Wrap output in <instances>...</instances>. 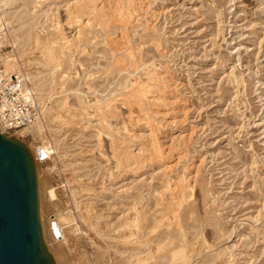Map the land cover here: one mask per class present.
<instances>
[{
  "label": "rangeland",
  "instance_id": "1",
  "mask_svg": "<svg viewBox=\"0 0 264 264\" xmlns=\"http://www.w3.org/2000/svg\"><path fill=\"white\" fill-rule=\"evenodd\" d=\"M76 1L0 2L6 69L37 74L48 97L44 128L14 139L34 157L54 263L158 264L180 249L170 264H264V0H133L125 19L126 0H97L102 13L73 23ZM133 83L148 87L142 107Z\"/></svg>",
  "mask_w": 264,
  "mask_h": 264
},
{
  "label": "water",
  "instance_id": "2",
  "mask_svg": "<svg viewBox=\"0 0 264 264\" xmlns=\"http://www.w3.org/2000/svg\"><path fill=\"white\" fill-rule=\"evenodd\" d=\"M0 264H55L42 239L34 157L1 132Z\"/></svg>",
  "mask_w": 264,
  "mask_h": 264
},
{
  "label": "bare ground",
  "instance_id": "3",
  "mask_svg": "<svg viewBox=\"0 0 264 264\" xmlns=\"http://www.w3.org/2000/svg\"><path fill=\"white\" fill-rule=\"evenodd\" d=\"M14 0H0V2L2 3V6L4 7V5L5 6H8V5H10L12 2H13ZM117 1V0H116ZM103 2H105V1H103ZM126 5L124 6L125 7V13H124V19L126 18V17H129L134 11H135V5H134V2H133V0H126ZM110 4V3H109ZM102 5V4H101ZM70 7L71 8H69V15H70V18H71V20H72V22L74 23H80V16L82 15V14H84V13H86L85 11H88V12H93V13H96L97 15H98V12H99V10H103V8L101 9L100 7L101 6H99V8H98V5H97V0H78V1H76V3L74 4V6L72 7L71 5H70ZM4 9V8H3ZM3 9H1L0 10V24H2L3 26H4V24H7L8 22L7 21H5L4 19H3V17L5 16V14L3 13L4 12V10ZM116 10H117V14H119L120 12H121V8H120V5L118 4V6H117V8H116ZM104 11V10H103ZM99 13H102V11L101 12H99ZM101 15V14H100ZM105 15H107V14H105ZM100 17V16H99ZM115 17V16H114ZM89 18V17H88ZM105 18H107V17H105ZM123 18H121L120 20H122ZM99 19V18H98ZM82 20V19H81ZM127 20V19H126ZM87 21V20H86ZM70 22V21H69ZM124 22H126V21H124ZM85 23V22H84ZM121 23V22H120ZM78 25V24H77ZM89 25V24H88ZM2 30V29H1ZM124 30V29H123ZM111 36V35H110ZM19 40H20V36H18V35H13V38H12V46H18L19 45ZM114 41V40H113ZM116 44V43H115ZM123 45V44H122ZM65 48V47H64ZM122 49V48H121ZM48 53V59L47 60H50V61H52V57H51V53H50V51H48L47 52ZM132 55V54H131ZM47 56V55H46ZM115 58V57H114ZM133 58V57H132ZM118 60V59H117ZM121 60V59H120ZM124 60V59H123ZM115 61H116V59H115ZM130 62V61H129ZM115 63V62H114ZM117 63V62H116ZM116 65V64H115ZM119 66V65H118ZM118 66H117V69H118ZM55 67V66H54ZM121 67V66H120ZM6 68V67H5ZM115 68V67H114ZM122 69V68H121ZM139 69V68H138ZM7 70V69H6ZM115 70V69H114ZM8 71V70H7ZM124 71V70H123ZM112 72V71H111ZM147 72V71H146ZM148 72H150V71H148ZM121 73V72H120ZM151 73V72H150ZM147 74V73H146ZM153 73H151V75H150V80L152 81L153 79H154V77L155 76H153L152 75ZM37 75V74H36ZM36 75L34 74H28V73H26V74H24L23 76H22V74H21V76L23 77V79L25 80V85L26 84H29L30 85V87L29 86H26V89H27V91L31 94V97H32V100L34 101V104H35V102L36 101H38V103L39 104H41V110H44L45 108H46V106L44 105V100H46V99H48V97H46V96H44V94L42 93V86L40 85V83L36 80ZM149 75V74H148ZM130 77V76H129ZM137 79H138V77H137ZM126 80V79H125ZM134 80V79H133ZM140 80V79H139ZM148 80V79H147ZM155 80V79H154ZM137 80H135V82H136ZM126 82V81H125ZM147 82V81H146ZM146 82H145V84H146ZM148 83H149V80H148ZM148 83L146 84V85H148ZM144 84V83H143ZM123 85V84H122ZM151 85V84H150ZM157 86V85H156ZM123 87V86H122ZM129 87V86H128ZM147 87V86H146ZM152 87V86H151ZM121 89V88H120ZM129 89H131L130 91H128L129 93H131V95H132V97H133V99L135 100L134 102H136V104L138 105V106H141L140 105V102L142 101V100H144V99H149V98H147V93H148V87H147V89L146 88H143L140 84H137V83H133L132 85H131V88H129ZM124 92V91H123ZM127 92V91H126ZM149 94V93H148ZM48 95V94H47ZM150 95V94H149ZM148 95V96H149ZM124 96V95H123ZM129 97V96H128ZM150 97V96H149ZM124 98V97H123ZM96 100H98V99H96ZM159 100V99H158ZM109 101V100H108ZM129 100H127V102H128ZM94 102V101H93ZM99 102V101H98ZM110 102V101H109ZM132 102V101H131ZM143 102V101H142ZM101 103H102V101H101ZM129 103V102H128ZM133 103V102H132ZM97 104V103H96ZM95 104V105H96ZM100 104V103H99ZM124 104V103H123ZM109 105H110V103H109ZM108 105V106H109ZM107 106V107H108ZM111 107V106H110ZM142 107V106H141ZM96 108V107H95ZM105 108H106V106H105ZM138 109H139V107H138ZM142 109H140V111H141ZM130 111H131V109H130ZM104 111H102V113H103ZM108 112V111H107ZM110 112V111H109ZM143 112V111H142ZM131 115V114H130ZM104 117V116H103ZM131 119V118H130ZM138 121V120H137ZM143 121V120H142ZM153 123V122H152ZM151 123V124H152ZM32 129V130H35V131H41L43 128H44V126H43V124H42V122H40V121H35L33 124H31V125H29V126H26V127H23V128H20L19 130H17V132L18 133H21V132H23L24 130H27V129ZM149 128V127H148ZM151 129H152V126H151ZM151 129H150V131H151ZM153 130V129H152ZM155 130V129H154ZM155 133V132H154ZM154 133H151L152 134V137H154L153 136V134ZM151 134L149 135L148 134V136H149V138H151L150 136H151ZM157 135V134H156ZM117 140V139H116ZM148 141H150V143H149V149H150V151H151V153L153 154V155H158V153H160V147L161 146H159V144L154 140V138H153V140H148ZM111 144V143H110ZM112 147V146H111ZM114 149V148H113ZM130 152V151H129ZM125 156V155H124ZM127 156V155H126ZM125 159V158H124ZM127 161V160H126ZM167 167V166H166ZM164 169V168H163ZM170 169V168H169ZM165 170V169H164ZM167 170V169H166ZM170 184V183H169ZM168 185V184H167ZM184 185V184H183ZM179 186V185H178ZM182 186V185H181ZM186 187V186H185ZM167 188V187H166ZM176 188V187H175ZM181 188V187H180ZM184 188V187H183ZM182 188V189H183ZM167 189H170L169 188V186H168V188ZM166 189V190H167ZM172 189H173V187H172ZM171 190V189H170ZM175 190V189H174ZM179 190H181V189H179ZM179 190L178 191H176L175 190V192L177 193V192H179ZM167 191H169V190H167ZM173 191V190H172ZM171 191V192H172ZM170 193V192H169ZM177 194H179V193H177ZM176 194V195H177ZM172 196V195H171ZM180 198H181V196H180ZM180 198H177L176 200H178L177 202H179V199ZM184 198V197H183ZM171 199V198H170ZM169 199V200H170ZM165 200V199H164ZM175 200V201H176ZM186 201V200H185ZM168 202V201H167ZM181 202V201H180ZM169 203V202H168ZM174 203V202H173ZM173 203H170V204H172V205H168V208L170 207V209H171V206H173ZM75 204V203H74ZM162 206H163V204H162ZM166 206H167V204H166ZM174 207V206H173ZM167 208V209H168ZM180 208V207H179ZM178 208V209H179ZM169 209V210H170ZM165 210H166V207H165ZM173 210V209H172ZM175 210V209H174ZM176 211V210H175ZM162 212H164V211H162ZM167 212H168V210H167ZM171 212V211H170ZM177 212V211H176ZM175 212V213H176ZM159 213H161V211L159 210ZM165 213V212H164ZM164 213H162L161 215L163 216V214ZM174 213V212H173ZM171 215H172V212H171ZM59 216V220H65V216H63V215H58ZM169 217V216H168ZM167 217V215L165 214V218H168ZM172 217H174V216H172ZM162 218V217H161ZM164 218V217H163ZM178 218V217H177ZM177 218H175V221H173V222H176V219ZM172 219V218H171ZM170 220V219H169ZM173 220H174V218H173ZM70 220H67V221H65V223L67 224L68 222H69ZM179 222H177V223H175V225L176 224H178ZM174 224V223H173ZM174 225V226H175ZM173 226V227H174ZM176 226H178V225H176ZM176 226H175V228H176ZM180 226V225H179ZM63 226L59 223L58 224V227H57V231H58V233L60 234V235H63ZM153 228V227H152ZM151 228V229H152ZM156 228V227H155ZM182 228V227H181ZM154 229V228H153ZM179 229V228H178ZM177 229V230H178ZM50 232H51V230H50ZM142 232V231H141ZM177 232H182V231H177ZM179 233H178V235H179ZM51 236L53 237V235H52V233H51ZM182 237V236H181ZM184 237V236H183ZM53 239H54V237H53ZM183 242H184V240H183ZM169 243V242H168ZM172 243V242H171ZM179 243H180V241H179ZM188 246V245H187ZM179 248H182L181 246L179 247ZM179 248H177V249H179ZM183 248H185V247H183ZM177 249H174V251L175 250H177ZM196 249V248H195ZM185 249H183L182 250V252L184 251ZM193 250V249H192ZM181 250L179 249V250H177V251H175V252H173L172 254H171V257L172 258H174L175 256H176V254H178L179 252H180ZM171 252V251H170ZM181 252V253H182ZM151 253V252H150ZM149 253V255H151ZM184 253H185V251H184ZM183 254V253H182ZM186 254V253H185ZM185 254H183V255H185ZM162 255V254H161ZM188 255V254H187ZM186 256V255H185ZM217 256V255H216ZM150 258H151V256H149ZM188 257V256H187ZM187 257L185 258H183L184 260H186L187 259ZM198 257V256H197ZM149 258V259H150ZM171 258V260H173ZM189 258V257H188ZM190 259V258H189ZM196 259V258H195ZM166 255H162V256H160L159 257V262H163L164 264L165 263H167V264H170V261H171ZM188 260V259H187ZM149 261V260H148ZM192 261V260H191ZM212 261H214V260H212ZM185 262V261H184ZM161 263H158V264H161ZM191 264H192V262H191Z\"/></svg>",
  "mask_w": 264,
  "mask_h": 264
},
{
  "label": "built area",
  "instance_id": "4",
  "mask_svg": "<svg viewBox=\"0 0 264 264\" xmlns=\"http://www.w3.org/2000/svg\"><path fill=\"white\" fill-rule=\"evenodd\" d=\"M3 39L4 35H0V132L14 137L18 135L17 130L38 119L37 108L21 74L5 68L1 46ZM36 157L44 159L46 155L37 152ZM57 227V222L52 220L50 229L54 240L61 238Z\"/></svg>",
  "mask_w": 264,
  "mask_h": 264
}]
</instances>
